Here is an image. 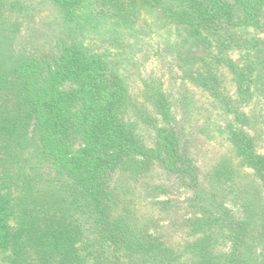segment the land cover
Listing matches in <instances>:
<instances>
[{
	"label": "trees",
	"instance_id": "obj_1",
	"mask_svg": "<svg viewBox=\"0 0 264 264\" xmlns=\"http://www.w3.org/2000/svg\"><path fill=\"white\" fill-rule=\"evenodd\" d=\"M0 264H264V0H0Z\"/></svg>",
	"mask_w": 264,
	"mask_h": 264
},
{
	"label": "rangeland",
	"instance_id": "obj_2",
	"mask_svg": "<svg viewBox=\"0 0 264 264\" xmlns=\"http://www.w3.org/2000/svg\"><path fill=\"white\" fill-rule=\"evenodd\" d=\"M233 56H236V54H233ZM148 69L149 73H155L159 70L157 60L150 61L148 63ZM228 78H230L229 75ZM229 83L231 84V82ZM189 88H193V86L189 84ZM194 96L193 101L195 102V107L189 109L188 115L191 117L187 118L188 121L186 124L195 126L194 133L198 134V140L194 144V154L197 158V165L203 162L204 170H206L205 168L209 169L211 163L215 162L214 159L216 157H224L228 152L231 153V147L229 142L226 141L225 135L221 134L219 127L224 123L225 116L219 112V109L214 104L209 107L210 109H205L209 104L207 98L204 95L202 96V93L194 94ZM179 112L182 115L183 110L180 109ZM247 178L252 179L253 177L250 176ZM182 191L181 197L183 198L186 196V193L184 190Z\"/></svg>",
	"mask_w": 264,
	"mask_h": 264
}]
</instances>
